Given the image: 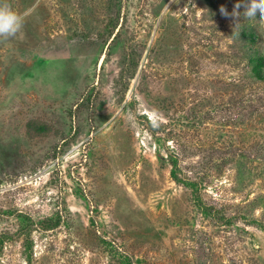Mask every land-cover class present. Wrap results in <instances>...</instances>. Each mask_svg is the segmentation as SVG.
<instances>
[{"label": "rangeland", "instance_id": "rangeland-1", "mask_svg": "<svg viewBox=\"0 0 264 264\" xmlns=\"http://www.w3.org/2000/svg\"><path fill=\"white\" fill-rule=\"evenodd\" d=\"M7 2L0 264H264V116L234 82L244 9L220 12L238 0Z\"/></svg>", "mask_w": 264, "mask_h": 264}, {"label": "trees", "instance_id": "trees-1", "mask_svg": "<svg viewBox=\"0 0 264 264\" xmlns=\"http://www.w3.org/2000/svg\"><path fill=\"white\" fill-rule=\"evenodd\" d=\"M213 10H215L214 7ZM241 17L238 23L235 24V29L232 30L234 37H232V56L230 58L235 66H241L242 76L234 82L237 83V92L241 94L240 96L237 95L239 96V102L243 104L244 117H246V120H256L264 116V101L261 95L262 91L264 92V28H260L258 31L256 21H247L243 16ZM248 89H250V92H247ZM152 134L153 136L156 135L155 133ZM163 139L158 138L157 140L160 142ZM168 141H170L168 138L163 140V142ZM160 159L161 161L165 159V162L169 163L171 178L190 190L193 199L203 214L211 216L216 221L224 224L234 221V218L226 216L222 211L200 201L198 197L199 183L180 175L178 158L175 155L169 154L166 158ZM91 223L93 224V220H91ZM128 264H132L130 257L128 258Z\"/></svg>", "mask_w": 264, "mask_h": 264}, {"label": "clouds", "instance_id": "clouds-1", "mask_svg": "<svg viewBox=\"0 0 264 264\" xmlns=\"http://www.w3.org/2000/svg\"><path fill=\"white\" fill-rule=\"evenodd\" d=\"M243 7V17L247 21H256L258 31L264 28V0H238L231 13L221 6L220 12L226 18H236L241 16L239 11ZM259 16V19H257ZM24 16L17 13L7 0H0V39L8 40L15 37L22 29Z\"/></svg>", "mask_w": 264, "mask_h": 264}]
</instances>
